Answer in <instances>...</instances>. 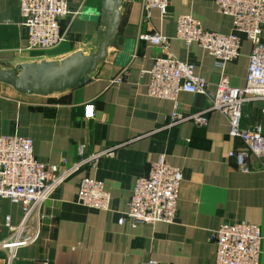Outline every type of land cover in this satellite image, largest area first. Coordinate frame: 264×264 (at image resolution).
Listing matches in <instances>:
<instances>
[{
  "label": "crops",
  "instance_id": "obj_1",
  "mask_svg": "<svg viewBox=\"0 0 264 264\" xmlns=\"http://www.w3.org/2000/svg\"><path fill=\"white\" fill-rule=\"evenodd\" d=\"M71 10L82 14L61 23L65 41L47 52L27 50V28L18 0H0V69L17 75L18 65L41 61L61 63L78 51L88 55L100 44L97 17L102 0H68ZM121 24L110 42L105 61L98 63L86 85L56 90L49 96L23 95L7 81L0 82V136L18 135L34 142V156L44 163L77 161L78 146L88 153L114 148L96 168L85 167L66 180L55 200L43 205L45 215L38 238L24 246L0 248V259L15 255L12 264H141L156 260L169 264H213L217 248L214 233L224 222L245 221L260 226L264 264V170L252 158L244 172L230 151L245 148L229 135L230 122L220 111L206 113L208 124L192 120L173 125L172 101L148 95L155 59L174 55L196 66V74L210 84L219 83L222 69L197 44L186 45L176 37L177 19L190 14L208 31L229 34L233 21L221 14L215 0H170L168 12L154 9L145 19L143 0H122ZM161 33L169 38V51L153 46L142 35ZM262 40L264 42V27ZM252 53L242 35L240 56L223 71L231 86L243 88ZM20 72V71H19ZM124 77L121 83L114 79ZM178 110L191 115L209 107L208 97L182 93ZM264 126V100L243 108V129ZM166 155L167 163L182 170L177 218L174 223L139 224L126 219L128 203L139 177ZM84 177L102 181L110 193V209L99 211L77 203ZM23 221L20 205L0 198V244ZM13 242L20 239L19 233ZM2 264H7L5 261Z\"/></svg>",
  "mask_w": 264,
  "mask_h": 264
},
{
  "label": "built area",
  "instance_id": "obj_2",
  "mask_svg": "<svg viewBox=\"0 0 264 264\" xmlns=\"http://www.w3.org/2000/svg\"><path fill=\"white\" fill-rule=\"evenodd\" d=\"M24 26L27 28V50L47 52L65 41L62 21L75 20L82 14V7L71 10L68 0H18ZM221 14L233 21L229 34L215 33L204 28L202 23L190 14L177 19L176 37L186 45L197 44L214 59L222 69V76L212 91L206 79L196 74L193 63L180 61L174 55L155 59L150 71L147 93L151 97L172 101L175 110L171 115L173 125L192 120L196 126L208 124L206 113L220 111L230 122L229 135L244 142L245 148L232 150L229 156L235 159L240 170L252 169V158L261 161L264 170V126L256 124L243 129V108L251 102L264 100V0H215ZM145 19L152 10L167 14L170 0H143ZM242 35L252 44V53L246 76V85L235 88L223 72L228 63L239 58ZM142 39L149 44L169 51V38L161 33H147ZM118 77L113 83H121ZM182 93L202 94L208 97L209 107L202 112L185 115L178 110V98ZM75 162L64 159L59 165L38 161L34 156V142L18 135L0 136V198L20 205L23 211L22 225L11 226L10 217L6 225L13 236L0 244L1 249L11 245L24 246L36 240L40 234L43 205L54 201L59 187L75 173L85 167L96 168L104 158L115 156L114 148L88 153L86 145L78 146ZM184 176L182 170L167 163L166 155L151 165L148 175L139 177L128 203V210L120 218L127 219L132 227L139 224H172L177 218L180 187ZM110 193L102 181L84 177L79 186L77 203L89 209L106 211L110 209ZM20 239L13 242L15 234ZM216 245V259L213 264H260L262 235L260 226L245 221L224 222L213 235ZM15 255L11 253L4 260L12 264ZM4 261L0 259V264ZM48 264V262H45ZM141 264H169L150 260Z\"/></svg>",
  "mask_w": 264,
  "mask_h": 264
},
{
  "label": "water",
  "instance_id": "obj_3",
  "mask_svg": "<svg viewBox=\"0 0 264 264\" xmlns=\"http://www.w3.org/2000/svg\"><path fill=\"white\" fill-rule=\"evenodd\" d=\"M122 0H102L101 10L97 11L101 37L97 50L91 54L82 51L74 53L61 63L41 61L18 65L20 74L0 69V82L7 81L18 93L23 95L49 96L56 90L71 89L86 85L90 81L98 63L105 61L107 49L121 24Z\"/></svg>",
  "mask_w": 264,
  "mask_h": 264
},
{
  "label": "rangeland",
  "instance_id": "obj_4",
  "mask_svg": "<svg viewBox=\"0 0 264 264\" xmlns=\"http://www.w3.org/2000/svg\"><path fill=\"white\" fill-rule=\"evenodd\" d=\"M18 73H20V72L18 71Z\"/></svg>",
  "mask_w": 264,
  "mask_h": 264
}]
</instances>
